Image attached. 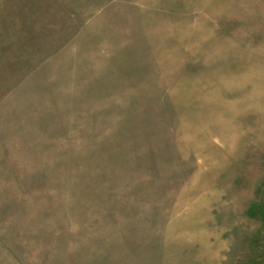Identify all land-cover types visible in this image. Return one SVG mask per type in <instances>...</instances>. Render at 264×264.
Listing matches in <instances>:
<instances>
[{
	"label": "rangeland",
	"instance_id": "obj_1",
	"mask_svg": "<svg viewBox=\"0 0 264 264\" xmlns=\"http://www.w3.org/2000/svg\"><path fill=\"white\" fill-rule=\"evenodd\" d=\"M0 264H264V0H0Z\"/></svg>",
	"mask_w": 264,
	"mask_h": 264
}]
</instances>
